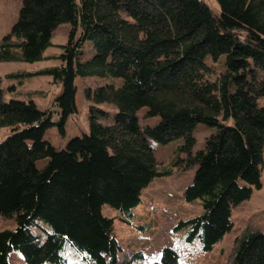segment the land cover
<instances>
[{
  "label": "trees",
  "instance_id": "16d2710c",
  "mask_svg": "<svg viewBox=\"0 0 264 264\" xmlns=\"http://www.w3.org/2000/svg\"><path fill=\"white\" fill-rule=\"evenodd\" d=\"M22 0L0 38V63L48 59L55 29L70 26L59 61L35 73L0 76V264L20 252L24 264H67L66 245L93 264H179L173 247L140 263L123 251L108 205L130 222L142 190L177 169H194L184 198L201 211L175 229L210 251L229 232L233 207L261 188L264 153V0ZM94 54L82 59L85 44ZM45 75L60 82L52 106L39 109L17 86ZM77 78L121 79L84 89L88 130L57 149L76 113ZM108 107V108H105ZM158 120L144 127L138 112ZM196 124L214 129L193 151ZM178 142L160 165L155 147ZM42 161L41 165L39 162ZM229 264H264V231H248Z\"/></svg>",
  "mask_w": 264,
  "mask_h": 264
},
{
  "label": "rangeland",
  "instance_id": "374dc122",
  "mask_svg": "<svg viewBox=\"0 0 264 264\" xmlns=\"http://www.w3.org/2000/svg\"><path fill=\"white\" fill-rule=\"evenodd\" d=\"M209 6L218 11L214 0L207 1ZM22 0H0V38L6 35L17 19ZM70 26L59 25L53 32L52 45L44 52L41 61L33 63L2 62L0 63V76L15 71L35 73L49 66L59 65L57 59L51 58L62 52V45L67 41ZM94 51L90 44H85L82 59L90 58ZM121 84V79L108 78H77L75 84L77 91L75 103L77 111L70 116L65 124V134L60 135L56 127L48 129L44 138L57 149H62L65 143L75 136H81L88 130V101L84 96V89L95 87L104 83ZM19 97L32 95V99L39 109L52 106L56 96L61 92L60 82H54L52 77L45 75H32L26 77L21 85L17 86ZM108 108V107H105ZM146 109L138 112L142 127L155 123L158 118L145 117ZM6 129H0V141L6 135ZM214 129L203 124H196L193 131L195 144L193 151L203 149L210 139ZM150 143L155 147L157 162L167 165L172 157L174 148L180 141L162 145L154 141ZM264 161V153H263ZM42 161L39 162L41 165ZM194 169H177L171 176L156 178L142 190L141 201L133 209L130 222L125 223L118 219V211L108 205L103 207V214L113 219L114 234L123 251L140 250L143 259L140 263L157 260L163 247H173L179 255V264H229L237 248V242L248 231H264V162L261 173V188L254 189L251 195L231 211L232 229L219 240L210 251H203L198 240L187 242L184 231L175 229L180 219H187L200 213L199 200L188 202L184 198V190L190 184ZM13 219L0 218V230L13 229ZM64 255L67 264H93L83 255L76 252L72 246L66 245ZM11 264H24L20 252L15 250L11 255Z\"/></svg>",
  "mask_w": 264,
  "mask_h": 264
}]
</instances>
